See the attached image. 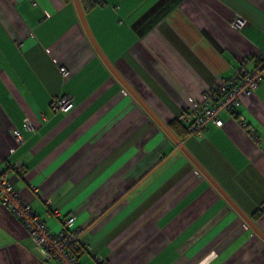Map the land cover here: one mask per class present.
<instances>
[{"label": "crops", "instance_id": "crops-1", "mask_svg": "<svg viewBox=\"0 0 264 264\" xmlns=\"http://www.w3.org/2000/svg\"><path fill=\"white\" fill-rule=\"evenodd\" d=\"M79 3L106 59L167 127L264 52V0ZM65 95L72 109L53 111ZM240 100L221 127L177 139L264 234V72ZM0 169L51 233L76 216L79 264H264V240L113 76L74 0H0ZM0 264H59L1 200Z\"/></svg>", "mask_w": 264, "mask_h": 264}, {"label": "built area", "instance_id": "built-area-1", "mask_svg": "<svg viewBox=\"0 0 264 264\" xmlns=\"http://www.w3.org/2000/svg\"><path fill=\"white\" fill-rule=\"evenodd\" d=\"M232 27L240 29L245 25V21L240 16H233L230 19ZM252 63L251 67H247ZM63 77L67 75L64 68L60 69ZM264 72V52L254 57L246 58L243 64L236 70L235 75L230 79H223L221 84L207 94L204 104L200 105L193 114V119L181 116V122H187L188 135L194 136L205 129L208 122L212 121L218 127L222 126L219 118L222 112H236L241 106V97L253 93L262 79ZM73 107V98L71 96H61L51 103V109L55 112L67 113ZM239 126L246 133L257 141L258 138L242 116L238 118ZM29 123L27 122V125ZM26 125V126H27ZM17 140H21L20 134L15 131ZM8 169H0V200L19 221L28 229L29 237L35 246L40 250L44 258L55 257L59 264H79L75 250L81 247L79 238L81 231L70 229V225L76 216L71 214L63 218L64 225L58 234L49 231L47 225L36 215L28 204L23 203L19 193L8 181ZM264 208V207H263Z\"/></svg>", "mask_w": 264, "mask_h": 264}, {"label": "water", "instance_id": "water-1", "mask_svg": "<svg viewBox=\"0 0 264 264\" xmlns=\"http://www.w3.org/2000/svg\"><path fill=\"white\" fill-rule=\"evenodd\" d=\"M75 6L77 8L80 20L85 28V31L94 46L97 54L113 74V76L122 84V86L127 90V92L137 101V103L145 110V112L159 125V127L163 130L165 134L178 145L179 149L194 163V165L201 172V175L207 178L211 182V184L223 195V197L231 204V206L235 209V211L245 220L248 226L264 240V234L257 228V226L245 215L243 212L232 202V200L223 192V190L216 184L212 177L205 172L203 168L197 163V161L193 158V156L188 152V150L184 147V145L172 134L167 125H165L155 114L154 112L147 106V104L142 100V98L136 93V91L131 88V86L119 75V73L115 70L113 65L109 63V61L104 56L103 52L98 47L95 39L93 38L83 15L79 0H74Z\"/></svg>", "mask_w": 264, "mask_h": 264}, {"label": "trees", "instance_id": "trees-1", "mask_svg": "<svg viewBox=\"0 0 264 264\" xmlns=\"http://www.w3.org/2000/svg\"><path fill=\"white\" fill-rule=\"evenodd\" d=\"M65 1H69V0H65ZM81 2L83 3L84 10L85 8L87 9V6L93 7L96 4H98V0H81ZM168 127L172 131V133L175 135V137L178 138L179 140L185 139L188 135L187 126L184 124V122H181L177 119L169 123ZM80 252H81V248L75 250V254H78Z\"/></svg>", "mask_w": 264, "mask_h": 264}]
</instances>
